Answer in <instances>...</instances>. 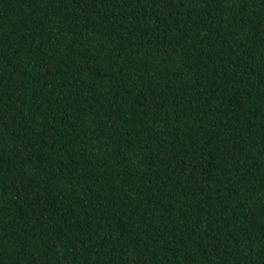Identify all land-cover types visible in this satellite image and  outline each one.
<instances>
[{
  "label": "trees",
  "instance_id": "trees-1",
  "mask_svg": "<svg viewBox=\"0 0 264 264\" xmlns=\"http://www.w3.org/2000/svg\"><path fill=\"white\" fill-rule=\"evenodd\" d=\"M0 264H264V0H0Z\"/></svg>",
  "mask_w": 264,
  "mask_h": 264
}]
</instances>
